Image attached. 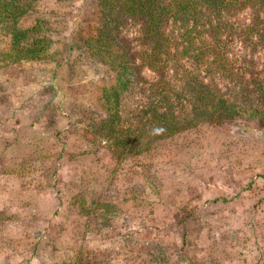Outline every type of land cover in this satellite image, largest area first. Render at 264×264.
<instances>
[{
  "label": "rangeland",
  "instance_id": "374dc122",
  "mask_svg": "<svg viewBox=\"0 0 264 264\" xmlns=\"http://www.w3.org/2000/svg\"><path fill=\"white\" fill-rule=\"evenodd\" d=\"M95 4L0 0V264H264V119L120 154L93 132L114 71L68 49ZM36 20L52 41L20 59L10 35ZM118 98L121 117L146 100L137 83Z\"/></svg>",
  "mask_w": 264,
  "mask_h": 264
},
{
  "label": "trees",
  "instance_id": "16d2710c",
  "mask_svg": "<svg viewBox=\"0 0 264 264\" xmlns=\"http://www.w3.org/2000/svg\"><path fill=\"white\" fill-rule=\"evenodd\" d=\"M95 3L94 23L68 49H84L93 62L114 71L113 85L101 95L111 112L93 132L110 139L120 154L143 152L203 121L242 113L264 119V0ZM46 22L11 33L20 59L43 58L52 39L35 32ZM130 27L133 36L124 32ZM27 31L30 46L21 50ZM134 83L146 100L121 117L118 96Z\"/></svg>",
  "mask_w": 264,
  "mask_h": 264
}]
</instances>
